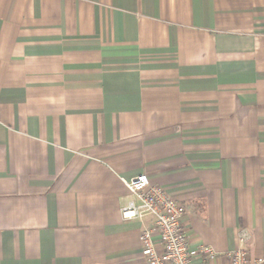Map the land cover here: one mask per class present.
<instances>
[{
	"label": "crops",
	"instance_id": "0c3cea01",
	"mask_svg": "<svg viewBox=\"0 0 264 264\" xmlns=\"http://www.w3.org/2000/svg\"><path fill=\"white\" fill-rule=\"evenodd\" d=\"M139 174L264 264V0H0V264H145Z\"/></svg>",
	"mask_w": 264,
	"mask_h": 264
},
{
	"label": "built area",
	"instance_id": "2783aa9c",
	"mask_svg": "<svg viewBox=\"0 0 264 264\" xmlns=\"http://www.w3.org/2000/svg\"><path fill=\"white\" fill-rule=\"evenodd\" d=\"M124 183L139 204L129 202L121 210L122 218L153 217L152 223L143 228L138 237L145 264H218L219 255L211 247L201 244L195 249L190 248V237L183 222L184 205L170 197L162 187L151 185L145 174ZM237 240L239 246L223 255L224 264H259L250 261L245 248L248 232L239 231Z\"/></svg>",
	"mask_w": 264,
	"mask_h": 264
}]
</instances>
